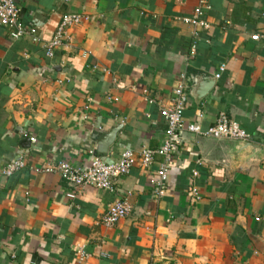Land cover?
Returning <instances> with one entry per match:
<instances>
[{
	"label": "crops",
	"instance_id": "0c3cea01",
	"mask_svg": "<svg viewBox=\"0 0 264 264\" xmlns=\"http://www.w3.org/2000/svg\"><path fill=\"white\" fill-rule=\"evenodd\" d=\"M15 1L40 41L12 40L0 27V264H264V0H210L211 27L198 32L195 58L194 29L181 18L197 0ZM74 13L90 20L69 29L48 58L45 45ZM255 34L263 38L252 41ZM182 74L185 125L208 129L224 114L251 135L250 146L185 132L161 199L150 184L159 157L149 169L135 166L112 193L39 172L61 161L85 170L91 151L113 163L126 150L159 148L160 112ZM20 156L27 167L3 176ZM126 197L131 214L103 226Z\"/></svg>",
	"mask_w": 264,
	"mask_h": 264
},
{
	"label": "built area",
	"instance_id": "2783aa9c",
	"mask_svg": "<svg viewBox=\"0 0 264 264\" xmlns=\"http://www.w3.org/2000/svg\"><path fill=\"white\" fill-rule=\"evenodd\" d=\"M210 10V0H197V5L192 15L181 18L184 24L194 29L193 36L195 41L191 46L190 58H195L196 56V38L198 32L207 31L211 27L206 19V13ZM89 20L90 18L84 14H65L53 38L45 45L46 56L48 58H54L56 50L61 48L68 39L67 31ZM0 27L8 30L9 37L12 40H19L25 36H30L33 42L38 43L40 41L36 35V29L28 28L23 24L20 10L15 0H0ZM262 38L263 36L260 34H255L252 36V41L258 42ZM225 70L226 66L221 65L216 78L219 79ZM187 83L188 78L186 74L180 75L171 99L161 109L160 114L166 123V131L162 145L156 150L143 149L139 156L132 150H126L120 155V159L113 163L105 162L95 152L91 151L92 161L85 170L73 166L68 161H61L56 166H45L39 172L47 174L57 173L74 189H82L90 186L112 193L115 191L117 181L127 176L135 166L140 165L145 169H149L155 163L156 158L159 157L162 160L155 176L151 178L150 184L156 199H161L166 193L168 172L171 168L173 158L181 146L182 136L185 132L218 140L251 141V135L242 129L238 123L230 120L224 114H221L215 125L208 129H203L199 124L186 126L184 123V112L188 103ZM143 94L149 103H153L148 98V91L145 90ZM30 141L33 143L35 139L30 138ZM26 167L27 163L24 157L20 156L10 161L2 169L1 174L5 177H11ZM193 176L197 177L198 173L193 172ZM191 195L197 200L200 198L199 190L196 187L191 189ZM67 197L75 199L76 196L74 193H69ZM131 212L132 205L128 197L116 200L102 218V224L106 228H113L119 222L126 219ZM77 257L80 261L85 262L90 256L83 247H79L77 248Z\"/></svg>",
	"mask_w": 264,
	"mask_h": 264
},
{
	"label": "water",
	"instance_id": "95a60500",
	"mask_svg": "<svg viewBox=\"0 0 264 264\" xmlns=\"http://www.w3.org/2000/svg\"><path fill=\"white\" fill-rule=\"evenodd\" d=\"M114 142H115V135L114 133H112L109 137L105 138V140L103 141L102 143L103 146L99 149V153L103 155H107L108 148L112 146ZM241 143H243V145L250 146V144H248L249 142H241Z\"/></svg>",
	"mask_w": 264,
	"mask_h": 264
}]
</instances>
